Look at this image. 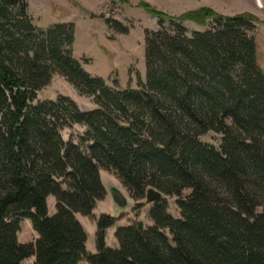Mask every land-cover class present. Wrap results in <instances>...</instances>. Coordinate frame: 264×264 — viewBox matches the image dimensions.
Instances as JSON below:
<instances>
[{"label":"trees","instance_id":"16d2710c","mask_svg":"<svg viewBox=\"0 0 264 264\" xmlns=\"http://www.w3.org/2000/svg\"><path fill=\"white\" fill-rule=\"evenodd\" d=\"M27 6L0 0V264H264V68L252 36L261 21L205 7L170 16L141 2L157 19L143 33L145 79L120 88L74 58L73 23L39 28ZM206 19L204 31L183 26ZM54 75L95 107L37 100ZM74 125L85 129L77 143L62 137ZM210 131L221 135L218 148L199 139ZM101 170L135 201L149 188L163 195L148 210L150 226L95 216L106 195ZM76 215L96 222L95 253ZM21 220L34 242L18 241ZM115 226L112 249L106 231Z\"/></svg>","mask_w":264,"mask_h":264},{"label":"rangeland","instance_id":"374dc122","mask_svg":"<svg viewBox=\"0 0 264 264\" xmlns=\"http://www.w3.org/2000/svg\"><path fill=\"white\" fill-rule=\"evenodd\" d=\"M195 1L198 4L200 3V0ZM26 2L28 5L27 14L32 19L33 24L39 28L44 29L53 24L67 22L75 25L73 56L81 62L83 68L91 75L103 78L109 86H113V81L117 80L120 88H136L137 78L145 79L143 33L144 29L156 28L157 19L141 7V2L148 4L144 0H123V2L117 0H26ZM203 7L205 6L197 9ZM193 10L170 16H179ZM160 12L167 14L165 11ZM106 18L117 20L128 26L129 32L126 35H120L108 31L104 25ZM212 24L213 21L206 19L204 25L185 21L183 26L188 33H191L192 31H204ZM164 27L169 28V23L164 22ZM257 62L260 65L263 64V60L258 57ZM59 95L71 98L83 111H89L95 107L91 98L80 96L59 75H54L50 83L37 92L36 99L54 100ZM84 130V127L74 125L71 129L63 130L62 137L64 140L71 139L77 143ZM199 139L215 148H218L221 143V135L211 131L205 133ZM100 176L106 195L102 201L97 203L94 209L96 217L105 214L115 218L117 219L116 226L128 225L133 220L142 221L145 226L152 224L148 218V210L151 204L145 203V200H133L126 188L112 173L101 170ZM109 186L118 187L128 199V205L124 209L119 210L112 203L108 192ZM167 204L168 212L173 217H178L179 213L175 200L167 197ZM47 206L48 214L53 215L55 210L52 196L47 198ZM76 218L87 235L86 250L95 253L96 222L81 215H76ZM116 226L107 229L106 232L107 247L112 249L116 247L117 243L114 238ZM36 237L37 235L33 231L30 222L21 220L20 230L17 234L18 241L22 244L32 243ZM33 261L34 258L30 257L23 260L21 264H32ZM80 264L87 263L81 262Z\"/></svg>","mask_w":264,"mask_h":264},{"label":"crops","instance_id":"0c3cea01","mask_svg":"<svg viewBox=\"0 0 264 264\" xmlns=\"http://www.w3.org/2000/svg\"><path fill=\"white\" fill-rule=\"evenodd\" d=\"M144 1L153 6L155 9L165 11L169 15H178L181 12L197 9L201 6L211 8L213 11L223 16H234L241 13L253 14L261 21V24H259L252 32V36L256 44L257 57L263 60L261 67L264 66V0H200L199 4L195 0ZM155 29L156 28L149 30Z\"/></svg>","mask_w":264,"mask_h":264},{"label":"water","instance_id":"95a60500","mask_svg":"<svg viewBox=\"0 0 264 264\" xmlns=\"http://www.w3.org/2000/svg\"><path fill=\"white\" fill-rule=\"evenodd\" d=\"M12 1V0H11ZM109 195L111 197L112 203L119 209L122 210L128 205V199L124 195V193L115 186H109L108 188ZM163 198V195L153 189L149 188L147 189L145 193V202L148 204H152L156 201H159Z\"/></svg>","mask_w":264,"mask_h":264}]
</instances>
